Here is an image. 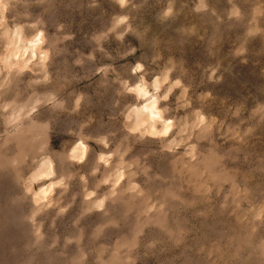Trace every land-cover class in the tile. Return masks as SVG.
<instances>
[{
	"label": "rangeland",
	"instance_id": "374dc122",
	"mask_svg": "<svg viewBox=\"0 0 264 264\" xmlns=\"http://www.w3.org/2000/svg\"><path fill=\"white\" fill-rule=\"evenodd\" d=\"M0 264H264V0H0Z\"/></svg>",
	"mask_w": 264,
	"mask_h": 264
},
{
	"label": "bare ground",
	"instance_id": "6f19581e",
	"mask_svg": "<svg viewBox=\"0 0 264 264\" xmlns=\"http://www.w3.org/2000/svg\"><path fill=\"white\" fill-rule=\"evenodd\" d=\"M167 131V130H166Z\"/></svg>",
	"mask_w": 264,
	"mask_h": 264
}]
</instances>
